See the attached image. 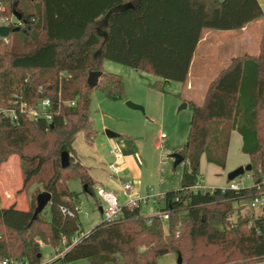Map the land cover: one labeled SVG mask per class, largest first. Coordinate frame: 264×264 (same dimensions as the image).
Instances as JSON below:
<instances>
[{
    "label": "trees",
    "instance_id": "obj_1",
    "mask_svg": "<svg viewBox=\"0 0 264 264\" xmlns=\"http://www.w3.org/2000/svg\"><path fill=\"white\" fill-rule=\"evenodd\" d=\"M1 1V14L12 19L20 12L22 25L13 21L9 36L0 38V101L14 94L30 101L47 96L54 117L50 123L0 121V165L19 156L22 185L17 193L25 192L29 205L26 210L0 206V257L39 263L38 240L57 246L63 236L82 234L80 194L68 181L79 178L85 191L96 195L73 144L81 131L93 139V89L113 100L124 93L122 78L106 72L104 61L185 83L205 30H240L257 19L264 24V10L260 0H29L27 6L22 0ZM259 49L257 55L232 57L209 82L204 101H189L193 113L187 142L175 151L185 163L181 188L165 192L160 200L159 209L169 212L167 222L158 214L145 216L141 208L124 206L122 219L103 220L83 233L59 259L63 264L78 259L159 264L168 253L177 254L178 260L181 255V264H264V213L229 222L234 202L255 193L264 168V26ZM92 71L101 72L95 86L88 83ZM234 130L250 156L252 186L195 191L201 157L225 167ZM64 151L70 160L65 168ZM35 185L49 191L51 201L46 215L33 218L39 192L28 194Z\"/></svg>",
    "mask_w": 264,
    "mask_h": 264
},
{
    "label": "rangeland",
    "instance_id": "obj_2",
    "mask_svg": "<svg viewBox=\"0 0 264 264\" xmlns=\"http://www.w3.org/2000/svg\"><path fill=\"white\" fill-rule=\"evenodd\" d=\"M38 1L31 0L35 3H38ZM29 2V0H22L25 6ZM260 23H262V20L258 19L254 25H261ZM3 24L0 20V25ZM230 31L205 30L202 41L196 50L192 66L191 78L196 82V85L191 91L186 89V84L183 82L170 80L167 83L166 80L152 73L138 71L113 60L107 59L104 61L103 68L106 72L115 73L122 78L124 93L119 99L113 100L108 98L101 89H93L89 109L93 139L88 140L85 132L81 131L77 134L73 144L79 150L81 156L94 166V172H96V169L98 170V167H101L103 171H109L108 175L111 173L108 169V164L112 161L111 146L107 142L110 139L107 135V130H109L135 141L140 148L143 159L142 183L144 192L150 190L151 193H158L163 190L181 188L185 163L182 162L174 166L171 155L185 145L191 126L193 108L184 98L192 96L197 104H201L203 101L202 96L206 92L203 84L205 82L209 84L229 64L232 57L245 53L257 55L260 50L262 29L259 33L260 37H253L248 45L242 44L240 46L238 44L236 47L234 41L231 40L233 34ZM208 32L209 35H206ZM158 81L160 87L155 86ZM208 84L206 87H208ZM127 101L143 106L144 110L129 107ZM184 104H187V106L183 107ZM161 133L167 136L163 140L160 138ZM120 136L113 139H121ZM248 164H251L250 156L242 150L241 135L235 131L231 139L225 167L209 163L204 155L201 157L199 178L200 183L203 185L202 189L211 190L216 187H230L231 183H237L240 188L252 186V170H246L244 174L233 180L228 177L231 171ZM6 174L7 172L4 169L2 176L5 177ZM118 177L122 179L120 175L117 176L112 173V180L116 184L120 181ZM14 178V185L17 186L19 184L18 175H15ZM68 186L72 191L80 194L78 221L81 224L82 234L87 233L103 221L104 214L101 213L100 207L103 208L105 203L97 195L94 196L86 192L79 178L69 180ZM104 189L110 191L108 188ZM42 191V186L35 185L30 189L28 195L35 196L37 192ZM2 193L3 187L0 184V200L3 197ZM24 195L21 196L20 206H24ZM117 197L119 198L118 194ZM119 201L121 202V199ZM5 206L7 204L4 203L3 207ZM161 206H163L161 201L150 202L141 205V210L143 215H153L158 212ZM263 213L264 206L252 208L249 198L242 199L234 202V211L230 215L229 222L235 224L239 219L258 217ZM40 253L43 263L63 264L62 260H53L55 251L54 246L51 244L41 245ZM69 264L92 263L88 259H78ZM159 264H178L177 254L168 253L163 255L159 259Z\"/></svg>",
    "mask_w": 264,
    "mask_h": 264
},
{
    "label": "built area",
    "instance_id": "obj_3",
    "mask_svg": "<svg viewBox=\"0 0 264 264\" xmlns=\"http://www.w3.org/2000/svg\"><path fill=\"white\" fill-rule=\"evenodd\" d=\"M5 10V7L0 0V20L4 23V25L9 26L13 21L17 23V25H22L20 19L16 18L13 20L9 19L7 16L2 15L1 13ZM7 38V37H5ZM74 104V101L71 102ZM54 117V111L52 106V101L47 96H42L37 98L34 101H30L28 99L23 98L18 94H14L12 98L8 101L3 102L0 101V121H9L13 124H18L22 119H28L32 121L36 120H46L47 122H52ZM166 134L161 133L160 138L164 139ZM111 154L115 156V163L110 165V170L112 173H119L120 169L118 163L123 158V153L118 148L110 149ZM124 194L127 196V203L122 205L119 201L117 195L112 191L105 190L102 186L95 187V192L97 196L103 200L105 206L102 208L104 214V221L106 222H115L124 217L123 207L127 206L129 208H141V205L148 204L150 202L156 203L164 198L165 193L161 194H147L145 196L138 195L134 192V185L131 180L124 181L122 183ZM256 191L249 198L250 206L252 208L264 206V168L260 170V179L257 183H255ZM195 191L203 190V185L199 182L198 184L192 187ZM230 188L239 189V185L237 183H231ZM62 211L68 213L70 216H74L72 211L66 210L64 207ZM160 215L161 219L164 222H167L169 219V212L167 210H160L155 213ZM153 214V215H155ZM152 216V215H151ZM82 234H75L70 239L67 236H63L59 245L54 246L55 257L54 261L63 258L66 252L77 242L80 241ZM40 245L44 243L41 240H38ZM0 264H51V263H43L42 261L39 263H33L27 258H13V257H0Z\"/></svg>",
    "mask_w": 264,
    "mask_h": 264
},
{
    "label": "crops",
    "instance_id": "obj_4",
    "mask_svg": "<svg viewBox=\"0 0 264 264\" xmlns=\"http://www.w3.org/2000/svg\"><path fill=\"white\" fill-rule=\"evenodd\" d=\"M260 4L264 10L263 0H260ZM257 20H254V21L248 23L246 26H244L240 30H231V31L229 30L233 34V36H232L233 38H231V40L234 41L235 47L238 44H240V46L242 44L248 45L249 41L252 40L253 37H260L259 33H260L261 29H262V33H263L264 24H263V19H261L262 20V23H260L261 25H254ZM206 35H209V32L206 33ZM201 41L202 40H200V42L198 43L197 48L199 47ZM194 60H195V54H194V58H193V61H192L191 67H190L188 79L185 82L186 89L188 91L193 90L195 85H196V82L191 78V74H192L191 72H192V66H193ZM169 81L170 80H166L167 83ZM207 84H208V82H205L203 84V86H205V91L207 89V87H206ZM205 94H206V92H205ZM205 94H203L204 96H202L203 101L205 98ZM184 100L187 101V103H189V101L195 102V100L192 98V96H188V98H184ZM234 132H235V130L232 131L231 139L233 137ZM120 137H121V139H113L114 137H109L110 139H108V141H107L110 144L111 149L112 148H118L123 153L122 160L117 162L119 169H120V172L119 173H113V174H116L117 176L120 175V177H122V179L118 177V179L120 181H118L117 184L114 183V181L112 180V172L109 173V175H108L109 171L108 172L103 171V169L101 167H98V170L96 169V172H94V170H93L94 166H92V164H89V162H87V160L83 156H81L78 149H76L75 147L74 148L76 150V153H77V156H78L80 162L88 168V170L92 176V179L94 182V191H95V187H97V186H102L103 188H108L110 191L114 192L116 195L118 194L119 199H121L120 203L122 205H125L127 203L128 198L124 194L123 187H122V183L124 181L131 180L133 182V185H134V192L137 193L138 195L145 196L147 194H150L151 191L149 190L147 192H144L145 190L143 188V183H142L143 159L141 156L140 148L138 147V145L136 144L135 141L127 139L123 135H121ZM241 138H242V136H241ZM230 143H231V140H230ZM242 144H243V140H242ZM157 146H158V144H157ZM111 156H112V161L108 164V169H110V165L115 163V161H116L115 156L113 154H111ZM97 164L99 165L98 161H97ZM4 169L7 172V174H6L7 176H5V177L2 176V172L4 171ZM124 174H126V176H124ZM15 175L16 176L18 175V178H19V184H17V186L14 185ZM0 184L3 187V193H2L3 197L0 200V202H1L0 206L3 207L4 203L7 204V206H5V207H9V206L15 204L16 207L19 209H23V210L28 209L29 205H28V197H27L26 193L25 192L17 193V191L20 189V187L22 185L21 161H20V158L18 155H12L8 159V161H6L0 165ZM12 186H14V188H12ZM167 191H170V190H163L161 192L151 193V194H161V193H165ZM23 194H25L24 195L25 196L24 197L25 203H24V206H20L19 203H21V199H22L21 196ZM100 211H101V213H103L102 207H100ZM141 213L143 214L142 210H141ZM145 216H151V215H145Z\"/></svg>",
    "mask_w": 264,
    "mask_h": 264
},
{
    "label": "water",
    "instance_id": "obj_5",
    "mask_svg": "<svg viewBox=\"0 0 264 264\" xmlns=\"http://www.w3.org/2000/svg\"><path fill=\"white\" fill-rule=\"evenodd\" d=\"M14 16L18 19L22 18V15L20 12H14ZM10 34V27L7 25H1L0 26V36L1 37H8ZM101 76V72L100 71H92L90 72L89 76H88V83L91 86H95L97 85L98 81H99V77ZM127 105L133 109H140V110H144L143 106L133 103L132 101H127ZM187 104H184L183 107H186ZM107 135L109 137H118L119 134L118 133H114L112 131L107 130ZM173 161H174V166H177L178 164L182 163L184 160V157L179 153V152H173L171 155ZM70 163L69 160V153L64 151L61 155V165L62 167H67ZM248 170H252V165L248 164L246 166H240L237 169L231 171L228 175L230 180L235 179L236 177H238L239 175H242L245 173V171ZM37 204H36V208L34 210V214H33V218H36L38 214L40 213H44L45 215L48 213V211L46 210L47 206L49 205L50 201H51V193L49 191H42L37 195ZM40 256V255H39ZM182 260H181V255H179V260H178V264H181Z\"/></svg>",
    "mask_w": 264,
    "mask_h": 264
}]
</instances>
